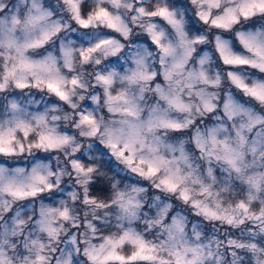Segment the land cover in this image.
<instances>
[{
  "label": "clouds",
  "instance_id": "clouds-1",
  "mask_svg": "<svg viewBox=\"0 0 264 264\" xmlns=\"http://www.w3.org/2000/svg\"><path fill=\"white\" fill-rule=\"evenodd\" d=\"M0 264H264V0H0Z\"/></svg>",
  "mask_w": 264,
  "mask_h": 264
}]
</instances>
